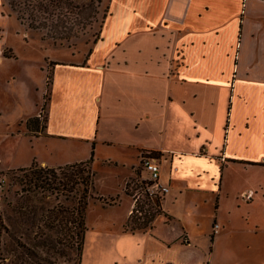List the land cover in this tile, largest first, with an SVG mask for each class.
<instances>
[{
    "label": "crops",
    "instance_id": "obj_1",
    "mask_svg": "<svg viewBox=\"0 0 264 264\" xmlns=\"http://www.w3.org/2000/svg\"><path fill=\"white\" fill-rule=\"evenodd\" d=\"M104 1L109 12L85 64L47 63L53 79L45 130L23 133L34 155L16 166L0 159V172L33 163L58 169L88 162L93 153L101 159L108 148L123 159L116 163L127 172L124 192L142 155L159 154L161 183L170 189L157 200L161 213L149 228L127 231L137 199L130 196L115 235L119 258L108 263L190 264L198 252L194 238L210 239L211 253L220 237L241 231L257 237L247 251L258 246L264 264V0ZM10 18L0 3V66L13 58ZM46 93L25 84L24 125L38 117ZM38 94L41 102L32 107ZM184 195L202 204L216 198L218 205L224 197L231 207L227 216H207L210 228L192 236L187 217L169 210Z\"/></svg>",
    "mask_w": 264,
    "mask_h": 264
},
{
    "label": "rangeland",
    "instance_id": "obj_2",
    "mask_svg": "<svg viewBox=\"0 0 264 264\" xmlns=\"http://www.w3.org/2000/svg\"><path fill=\"white\" fill-rule=\"evenodd\" d=\"M0 3L5 13L10 15L11 10L5 1L0 0ZM25 4L28 14L24 15L23 26L29 31V39H25V29L17 20L16 13H11L6 41L12 51L8 55H13V58L4 59L5 63L0 66V159L4 167L29 162L34 155L29 137L23 135L27 133L29 120L24 125L20 120L22 112L19 113L24 104L21 92L25 84L33 82L44 90L47 87L46 95H49L48 75H52L50 67L53 64L47 66L48 61L85 64L109 12V4L104 0H26ZM32 12L34 24L42 28L40 31L29 28L32 20L28 15ZM47 34L53 36L57 43L41 40ZM30 100H33L32 107L41 102L39 94ZM44 102L37 117L39 121L35 124L38 133L28 130L31 136L45 130L48 105L43 108ZM23 112L26 114L27 110ZM15 117L18 121L12 124ZM39 152L47 154L43 147ZM101 155L113 159L106 163L103 157H93L92 160L95 190L88 202L82 253L76 240L72 239L73 234L61 228L58 221L50 219V213L56 208L74 207L77 196H57L51 188L32 182L29 172L19 169L0 172V264H113L108 262L119 258V241L115 235L119 233V221L128 214L131 197H137L126 224L127 231L131 232H134L131 228L139 230L157 214L159 197L152 200L148 195L147 174L142 160L136 177L125 184L124 193L121 186L127 172L119 170L116 163L123 159L115 150L108 148ZM147 156L143 154L142 159ZM129 160L135 162V158ZM222 201L218 205L215 198L202 204L196 203L192 196L184 195V199L169 210L186 216L188 233L198 237L210 228L207 216L211 219L216 214L227 216L231 206L224 197ZM109 224L114 227L105 229L104 225ZM256 238L241 231L232 236H222L212 254L208 247L210 239L194 238L198 252L190 264H245L254 258L259 264V249L255 250L258 246L247 251L246 244L248 241L254 243Z\"/></svg>",
    "mask_w": 264,
    "mask_h": 264
},
{
    "label": "trees",
    "instance_id": "obj_3",
    "mask_svg": "<svg viewBox=\"0 0 264 264\" xmlns=\"http://www.w3.org/2000/svg\"><path fill=\"white\" fill-rule=\"evenodd\" d=\"M6 5L9 6L11 13H16L17 20L23 25L25 20V14L27 13L26 9V0H4ZM10 13V15H11ZM28 14V13H27ZM9 15V16H10ZM34 13L28 15L31 18L32 23L29 24V28L32 30L40 31L42 28L34 24L33 17ZM33 18V19H32ZM43 35L41 40L43 41H52L56 44V40L53 36ZM90 54V53H89ZM53 64V63H51ZM52 75H48V86L50 87L52 83ZM48 95V94H47ZM45 95V102L43 108L47 107L48 97ZM36 121H39L38 118L30 119L27 122V128L30 132L38 133V128L35 127ZM94 153L92 154L91 160L84 163L68 165L66 167H61L58 169L42 167L37 163H33L29 168L19 169L22 172H29L32 174V182L36 185L47 186L51 188L57 196L63 195L68 197V195L77 196L76 205L71 209H64L62 207L56 208L50 214V219L53 221H58L61 228L69 230L73 235L72 239L76 240L78 244L79 251H83L86 238V212L88 208L89 199L92 197L91 193L95 190V174L92 171V160ZM153 158H160L159 154H153ZM68 194V195H67ZM115 202V201H114ZM58 209V210H57ZM157 214L151 218L142 228L139 230H145L149 228V224L152 223L156 216L161 212L157 208ZM54 213V215L52 214ZM2 220L0 219V223ZM70 225L72 227H70ZM132 231H135L134 228H131ZM82 259V256H81ZM82 261V260H81Z\"/></svg>",
    "mask_w": 264,
    "mask_h": 264
},
{
    "label": "built area",
    "instance_id": "obj_4",
    "mask_svg": "<svg viewBox=\"0 0 264 264\" xmlns=\"http://www.w3.org/2000/svg\"><path fill=\"white\" fill-rule=\"evenodd\" d=\"M143 167L149 174L147 192L150 198H161L166 196L170 189L161 183V164L156 158L145 157L142 159ZM218 228V225H215Z\"/></svg>",
    "mask_w": 264,
    "mask_h": 264
}]
</instances>
